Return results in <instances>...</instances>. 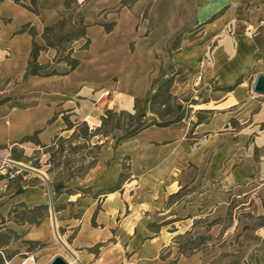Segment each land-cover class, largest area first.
I'll return each instance as SVG.
<instances>
[{"label": "crops", "instance_id": "obj_1", "mask_svg": "<svg viewBox=\"0 0 264 264\" xmlns=\"http://www.w3.org/2000/svg\"><path fill=\"white\" fill-rule=\"evenodd\" d=\"M110 1L117 6L116 14L108 11L101 21L86 14L90 5L99 3L96 0L89 4L77 0L78 4L71 8L66 7L65 0H0V223L8 218L16 204L24 203L33 208L49 203L46 191L38 186L25 187L23 193H16V181L5 175V171L14 172L13 166L16 167L5 166V161H13L10 159L12 149L35 132H40L39 140L43 145H51L56 136L71 132L67 131L65 113L82 117L84 104L100 103H92L101 95L99 87L121 78V71L126 68L128 38L122 34L117 36L121 18H112L121 10V3L120 0L104 3L110 4ZM168 1V9L161 10L160 15L169 30L159 36V32L151 28V33L146 35L148 30L143 29V25L149 18L145 19L135 34L137 45L131 56L148 53L151 61L157 60V64L152 61L151 70L146 73L143 91L149 87L150 79L162 62L168 61L169 67L180 70L173 74L171 93L180 105L191 110L190 117L167 127H148L126 141L104 139L98 164L84 180L85 187L95 194L114 187L127 160L129 177L120 191L105 195L101 209L98 210L99 204L93 199L94 203L87 208L86 220L78 224L80 227L71 220L57 224L53 214L54 228L57 225L68 230L79 227L78 234L66 248L74 260H79L73 252L112 238L115 219L127 210L128 204L134 215L126 217L123 227L133 237L132 241L142 247L135 248L129 259H123L125 264H264V226L239 231V221L234 220L226 229L222 221H217L208 232L199 222L211 216L223 219L230 211L227 196L251 197L254 203L250 200L248 204L237 206L235 213L243 206L244 210L264 217V96L253 92L257 76L264 74V25H258L259 20H264V0H208L209 5L202 12L206 19L226 9L225 13L205 23L196 39H191V34H183L180 46L166 58L168 48L179 35L172 30L176 22V3L190 6L199 0ZM145 2L150 3V0H139L133 5L137 14L141 13L140 6ZM104 5L97 9V16L110 7ZM34 7L37 13L31 11ZM158 10L154 2L151 14L155 11L158 14ZM119 14L122 16L123 12ZM70 15L83 18L89 25L90 47L83 49L86 39H80L75 42L72 54L80 61L79 67L71 72L65 61H59L53 68L56 75L49 76V70L41 76L30 75L33 42L44 46L45 27ZM107 21L115 23L110 33L103 26ZM27 24L35 28V38L29 33H19ZM249 24L256 29L251 37L246 34ZM94 32L103 40L97 50L91 39ZM56 53L57 49L53 48L42 51L38 63L48 66ZM173 75L166 73L157 86ZM239 79H242L240 83ZM137 96L127 100L126 111L134 108ZM115 107L110 104L106 109ZM98 108L100 106L95 109ZM199 113L207 115L201 123H198ZM27 144L32 143L19 146L31 149ZM196 186L198 189L171 202L185 189ZM77 196L72 195V198ZM95 214L98 226H93ZM16 225L11 221L6 223V227L14 231ZM149 225H154L157 231L151 233ZM198 229L200 234L205 230L213 235L216 245L204 243L189 256L178 255L176 237ZM72 232L68 231L65 237ZM26 234L25 239L30 241L43 235L36 230ZM166 248L169 254L163 257ZM59 255L73 264L61 254L54 255L46 264ZM88 259L89 263L93 261L91 257ZM102 260L104 258L97 261ZM24 262L36 264L18 256L5 263Z\"/></svg>", "mask_w": 264, "mask_h": 264}, {"label": "rangeland", "instance_id": "obj_2", "mask_svg": "<svg viewBox=\"0 0 264 264\" xmlns=\"http://www.w3.org/2000/svg\"><path fill=\"white\" fill-rule=\"evenodd\" d=\"M92 1L93 0H84L83 3L89 4ZM105 1L106 0H96V2L99 3H97L96 5H90L86 14L88 16L89 14H91V18H93V16L95 18L98 17L100 19H96L101 21H103L106 17L104 13L108 11L111 14H116L115 11L117 10V6L113 3V1H110V4L104 3ZM154 2L155 8L159 9L158 14L156 13V11L152 14L150 12L151 6ZM104 4H107L106 6L110 7H107V9L103 10L101 14H98L97 16V9L103 8V6H105ZM208 5V0H199L196 4L193 2L190 6L181 3H176V22L172 30H175L179 35H177V37L175 38V41L172 43L171 48H168V54L166 53V58L172 56V51L176 50V48L180 46L183 34H191L190 38L196 39V36L198 32L202 29V26H204L205 23H207L211 19L208 17V19H206V17L202 15V12L207 9ZM168 6V0H150V3L145 2L140 6V10L142 11L138 14L136 13L137 9H135L133 6L126 7L125 9L119 7L121 9L119 11L123 12L122 16L121 14H119L118 11V14L112 15V18H121V27L119 28V32H117V36H120L122 34L124 36H127L128 38L127 51L129 50V60L127 62L126 68L121 71V78H117L114 81L110 80L107 85L105 84L99 87L101 95L95 100V102L92 103L97 104V101L100 103H98L96 106L90 103L84 104L83 109L81 110L82 117H72L71 114L67 113H65V116L71 117V121L78 120L81 123L87 122L86 124L90 126V129L98 128L101 125V116L105 113L106 108L110 104L116 105L115 109L120 112L122 110H126L125 108L127 102L137 95L139 96H137L136 98L150 100L151 96L154 94V89L157 90V82L161 80L166 73H168V75H173L180 71L177 70L176 67H169V65L167 64L168 61H165V63L162 62V66H160L159 70L157 69L156 74L154 72V77L150 79L149 87H147V90L144 89L143 91L142 84L145 80L146 73L147 71L151 70L152 61L153 64H157V60L151 61V59L147 56L148 53L139 52L138 54H134L131 56V53H134L135 47L137 45V41H135V39H137L135 38V34L138 32V28L145 21V19L149 18L148 22L144 23L143 25V29H145L146 31L148 30L146 32V35L151 33V28H154L156 33L159 32V36L169 30L166 21L162 19L161 16V10H167ZM225 11L226 9L223 10L221 13H225ZM221 13H219V15ZM70 16L73 17V26L75 29L79 26L81 18H77L74 15ZM109 23H112V21H107L106 24ZM114 29L115 25L113 30ZM105 30L107 32L106 28ZM91 39L92 41H94L95 49H98V46L103 44L101 36L95 32L92 34ZM56 44L58 45V53H56L55 58L52 60L53 63H50L48 64V66H45V70H49L51 72H57L56 69L53 68H56L57 63L61 60L63 56L66 55L63 49L71 48L74 51L75 46V42L73 43L71 41H64L63 43L56 41ZM122 46H124V43L122 44ZM83 49L86 48L83 46ZM119 79H121V83H119ZM99 106L100 108L95 109ZM132 109L130 111H132ZM201 116L203 118L207 117V115ZM89 118H91L92 120H90ZM148 122L158 123L159 118L150 113V111H148ZM72 134L73 132H68L59 136L68 139L72 136ZM122 134V132L117 130L109 138H113L117 142H119V138L122 136ZM97 141L98 138L94 140V143H96ZM100 143H103V140H101ZM79 144H81L82 149L77 152L74 151L73 149L79 146ZM27 145H30L31 149L28 148L27 150H25L20 146L15 147V157L18 158L20 156H23L25 162L13 160L12 156L10 157V159L21 163V166H26L33 170H36L40 174L31 170L24 169L20 166H13V170L14 172H18L17 176L24 175V180H27L26 182H28V184L37 185L38 187H41L46 191L49 199V203L47 204L49 206V214L46 218L41 221L39 225L29 223L17 224L15 232H17L18 235L10 234L6 230L1 231L2 238L0 239V244L5 242H8V244L3 254L0 255V260H2L3 258H11L9 260L11 261L14 257L17 256L21 259L34 257V262H36V264H46L54 255L61 254L65 255L73 264H125V261L122 262L123 259H129L132 256L131 253L134 252L135 248L141 249V244L134 243L132 241L133 237L126 233V230L123 227V223L126 217L129 218L133 214V210L130 211V205L127 204V210L123 211V214L117 217V219H115V223L113 225L114 227L112 229V238L106 243L98 244L91 248H85L80 250L79 252H73L75 256H77V259H79L74 260L72 255L66 249V246H69L73 238L78 234L80 227L79 225H82V223L86 220L87 208L89 207V205H91V203H94L93 199L97 201V203L99 204L98 208L101 209V201L105 198V194L94 198L91 189H89V187H85L84 182L87 175L91 171H88L89 165L93 162V158L98 156V150L95 149L93 145L85 143L83 139H77L72 143H64L63 151H61L60 149V144V147L57 146L50 153H47L45 149L36 146L33 143ZM9 164L11 163L5 162V166H9ZM123 165L126 166V169L123 171L125 177H129V160L125 161ZM18 184L21 183L18 181L15 182L14 187L16 188ZM58 184H64L65 188L62 192L55 191V186H57ZM80 188L85 190H83V192H79L78 189ZM196 189H198L197 186L193 187L191 190L185 189L184 192L178 198L172 200L171 202H176L177 200L181 199L184 195H187L189 192H192ZM76 194H78L79 196L72 198V195ZM60 198H62L61 201H59ZM68 199L75 200V202L70 203L67 201ZM227 200L230 204V211L228 212V214H226L225 217L220 220H216L212 216L208 217L207 219H201L199 221L202 223L201 227L207 228L206 231L209 232L211 230V227H213V225H215L217 221H222L226 229L227 227L231 226L234 220L240 222L239 231H242L244 229L254 230L257 227L264 226V217L257 216V213L252 214V212L254 211L244 210V208L246 207L242 206L235 213V208L237 206H241V204H248L250 200H252L251 197L247 196L241 198H234L232 196H227ZM254 201L255 200L253 199L252 203H254ZM61 210L66 211L60 213ZM40 214L42 213L38 212L36 214L37 219L42 216ZM53 214L54 221H56L57 224L59 221L71 220L73 221V223L77 225L79 224V227L73 228L72 230H68V228H59L57 225V228L55 229L53 225ZM11 226L14 227V225L12 224ZM33 230L41 231L43 235L39 237V239L31 241L29 239H25V236L27 235L26 233H29ZM68 231L73 232L69 234L68 238H66L65 236L67 235ZM149 231H151V233L156 232L157 228L154 225H149ZM206 231L202 230L201 232H203V234H200V229H198L196 232H191V235H183L176 237L175 247L178 249V255H181L180 251L184 254H190L193 253L194 249L198 250L202 246V244L201 246L199 245L201 241L199 239V236L206 237L207 240L205 243L211 242L212 245L215 246L216 242L215 239H213V235L207 234ZM235 233L238 234V231H236ZM63 242L65 243V245ZM168 249L169 248L163 250V257H166L169 254L167 252ZM120 256H123L124 258L120 259ZM90 257L93 261H90L89 263L88 258ZM101 258H104V260L97 261Z\"/></svg>", "mask_w": 264, "mask_h": 264}, {"label": "trees", "instance_id": "obj_3", "mask_svg": "<svg viewBox=\"0 0 264 264\" xmlns=\"http://www.w3.org/2000/svg\"><path fill=\"white\" fill-rule=\"evenodd\" d=\"M138 1L139 0H120V3L122 8H126L133 6ZM77 3H78L77 0H65V4L67 8H71L72 5ZM31 11H33L34 13L38 12L36 7L31 8ZM218 15L219 14L213 16L210 21L215 20ZM73 24L74 21L72 16H64L56 24L45 27L44 32L42 34V38L45 42V45L40 46L35 41L33 42L31 62L29 64V71H28L30 75L33 76L42 75V72L45 71V66H41L38 63V57L42 51H45L48 48L57 49L58 45L56 44V41L60 43H63L64 41H69V42L71 41L74 43L84 38L87 40L84 47L86 49L90 47L91 41L87 37V29L89 28V26L84 23V20L82 18L80 19V23L77 28L74 29ZM114 25H115L114 23H109V24H105L104 26L107 29V32L110 33L113 31ZM19 33H29L34 38L37 36L36 30L34 27L31 26V24H27L23 26L19 31ZM63 51L64 53H66V55L60 61H65L67 65L70 67L71 72L76 70L80 65V61L72 57L73 49L68 48V49H63ZM56 74L57 72L53 71L48 75L50 76ZM173 81H174V75L167 81L158 85L156 92L151 96L150 100L136 98L133 111L122 110L118 112L116 109H106L104 115L101 117V125L98 128L90 129V126L86 124L87 122L81 123L78 120L71 121L70 117L64 116V120L67 125V131L73 132L70 138L65 139L62 136H56L53 142L51 143V145H43L39 140L40 132H35L32 136H27L23 138L21 142H19V145L31 142L36 146L45 149L47 153H50L57 146L60 147V144H61L60 149L61 151H63L64 143H72L77 139H83L85 143L93 145V147L98 150V156L93 158L94 159L93 162L88 167V171H89L93 169L99 161L100 153L104 145V143H100V141L109 138L115 131L118 130L123 133L122 136L119 138V142H122L136 136L137 134H139L141 131H143L148 127L151 126L167 127L172 124L186 120L190 117L191 110L187 107L180 105L176 97L173 96V94L171 93ZM241 81L242 79H239L238 83H240ZM148 111H150V113H152L153 115L159 118L158 123L148 122ZM206 119L207 117L203 118L200 113L198 114V123H201ZM96 138H98V141L94 143V140ZM15 147L12 149V159L20 162H25L23 156H20L18 158L15 157V151H16ZM80 149H82L81 144H79V146H77L73 150L77 152ZM125 169L126 166L123 165V171ZM126 179L127 177H125L124 172H122L119 177L118 183L114 187L101 190L96 194L93 193L92 191L91 192L93 193L94 198H97L102 194L106 195L109 193L118 192L122 189ZM14 180L16 182L18 181L21 183L18 184L17 187L15 188V191L18 194L23 193L25 187L27 186L28 187L37 186V185L28 184V182H26L27 180H24V175L16 176ZM64 184H58L57 186H55V191L62 192L63 189L65 188ZM83 190L85 189H81V188L78 189L79 192H83ZM38 212L42 213L40 214L42 216L37 219L36 214ZM48 214H49V206L47 204L38 205L33 208H29L24 203L14 205L9 212L8 218L7 219L3 218L0 223V239L2 238L1 231L3 230L8 231V233L10 234L18 235L17 232L6 227V223L8 221L14 222L16 224L29 223V224L39 225L41 221L48 216ZM96 214L93 217V226H97ZM185 235H191V233L189 232L186 233ZM199 239L201 240L199 243L200 246L201 244H204L207 240V238L203 236H199ZM7 244L8 242L0 244V255L3 254L4 250L7 247ZM196 250L197 249H194L193 253ZM180 253L183 256H189L193 254V253L184 254L181 251ZM10 259L11 258L8 259L3 258L2 260H0V264H4L6 261H9Z\"/></svg>", "mask_w": 264, "mask_h": 264}, {"label": "water", "instance_id": "obj_4", "mask_svg": "<svg viewBox=\"0 0 264 264\" xmlns=\"http://www.w3.org/2000/svg\"><path fill=\"white\" fill-rule=\"evenodd\" d=\"M253 92L255 94L264 96V74H259L253 84ZM9 163L15 165V166H20L23 167L24 169L34 171L38 174H40L38 171L33 170L29 167L26 166H21V163L15 162V161H9ZM50 264H71L68 262L63 256H56Z\"/></svg>", "mask_w": 264, "mask_h": 264}, {"label": "built area", "instance_id": "obj_5", "mask_svg": "<svg viewBox=\"0 0 264 264\" xmlns=\"http://www.w3.org/2000/svg\"><path fill=\"white\" fill-rule=\"evenodd\" d=\"M258 25H259V26L264 25V20H259ZM255 30H256L255 27L249 24V25L247 26L246 34H247L248 36L251 37V36H253V34L255 33ZM5 162H6V161H5ZM3 170H4V169H3ZM17 173H18V172H13V171L9 172V171H5V175H7V176L9 177L10 180L16 178ZM28 259H30L32 262H34V257H29ZM25 263H26V262H24L23 264H25Z\"/></svg>", "mask_w": 264, "mask_h": 264}, {"label": "bare ground", "instance_id": "obj_6", "mask_svg": "<svg viewBox=\"0 0 264 264\" xmlns=\"http://www.w3.org/2000/svg\"><path fill=\"white\" fill-rule=\"evenodd\" d=\"M64 243V242H63ZM64 245H65V243H64ZM67 247V246H66Z\"/></svg>", "mask_w": 264, "mask_h": 264}]
</instances>
